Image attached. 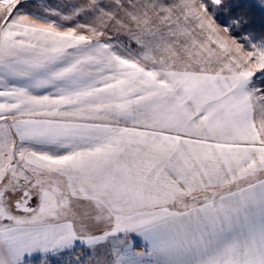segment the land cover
<instances>
[{"label": "snow or ice", "instance_id": "1", "mask_svg": "<svg viewBox=\"0 0 264 264\" xmlns=\"http://www.w3.org/2000/svg\"><path fill=\"white\" fill-rule=\"evenodd\" d=\"M0 264H264V0H0Z\"/></svg>", "mask_w": 264, "mask_h": 264}]
</instances>
